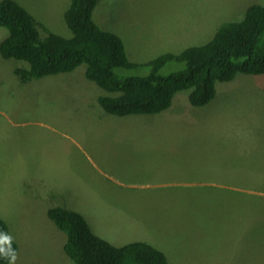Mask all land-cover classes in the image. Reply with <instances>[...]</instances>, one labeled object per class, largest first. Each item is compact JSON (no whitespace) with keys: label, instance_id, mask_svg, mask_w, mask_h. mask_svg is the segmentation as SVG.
I'll return each mask as SVG.
<instances>
[{"label":"rangeland","instance_id":"374dc122","mask_svg":"<svg viewBox=\"0 0 264 264\" xmlns=\"http://www.w3.org/2000/svg\"><path fill=\"white\" fill-rule=\"evenodd\" d=\"M15 1L42 35H71L70 0ZM251 4L264 0H100L92 18L138 63L123 74L144 75L147 61L208 41ZM7 33L0 27V41ZM18 65L0 56V218L18 246L15 264H70L65 234L46 214L55 205L113 245L151 243L170 264H264V73L218 82L201 107L183 91L160 113L118 117L97 103L104 93L83 64L24 84ZM180 68L171 61L160 72ZM221 189L247 209L218 200H227ZM212 201L217 222L199 210ZM220 225L233 234L220 236Z\"/></svg>","mask_w":264,"mask_h":264},{"label":"trees","instance_id":"16d2710c","mask_svg":"<svg viewBox=\"0 0 264 264\" xmlns=\"http://www.w3.org/2000/svg\"><path fill=\"white\" fill-rule=\"evenodd\" d=\"M99 1L70 0L63 17L71 35L63 36L48 29L42 35L38 21L25 7L15 0H0V27L8 32L0 41V56L26 63L13 69L20 83L71 72L83 64L85 77L104 93L97 95L99 106L106 113L123 117L167 110L176 94L183 91L189 106L201 107L214 98L218 82L231 81L238 73H264L263 5L247 6L239 20L221 23L202 44L185 47L178 53L164 52L147 61L145 64L150 66L147 74L125 75L123 70L138 63L129 60L117 34L103 30L93 20L92 11ZM171 61L181 64V68L161 73V68ZM214 192L226 195L227 200H218L234 201L247 209V203L244 206L245 201L238 199L240 194L236 199L232 196V189ZM205 205L199 210L208 212L211 221L217 222L223 216L214 201L207 208ZM260 208L257 217L264 219V209ZM46 214L65 234L62 248L70 264H170L165 253L151 243L133 241L120 246L109 243L75 210L55 205L48 207ZM219 230L220 236L233 234V230L228 232L222 225ZM0 231L9 234L1 218ZM12 248L17 253L18 246L13 240ZM0 264L8 261L0 258Z\"/></svg>","mask_w":264,"mask_h":264},{"label":"clouds","instance_id":"9594fccd","mask_svg":"<svg viewBox=\"0 0 264 264\" xmlns=\"http://www.w3.org/2000/svg\"><path fill=\"white\" fill-rule=\"evenodd\" d=\"M0 258L6 259L8 264H15L17 259L16 250L12 248L11 235L0 231Z\"/></svg>","mask_w":264,"mask_h":264},{"label":"crops","instance_id":"0c3cea01","mask_svg":"<svg viewBox=\"0 0 264 264\" xmlns=\"http://www.w3.org/2000/svg\"><path fill=\"white\" fill-rule=\"evenodd\" d=\"M127 57H128V55H127ZM18 66H21V65H18Z\"/></svg>","mask_w":264,"mask_h":264},{"label":"bare ground","instance_id":"6f19581e","mask_svg":"<svg viewBox=\"0 0 264 264\" xmlns=\"http://www.w3.org/2000/svg\"><path fill=\"white\" fill-rule=\"evenodd\" d=\"M241 91V90H240ZM239 92V91H238ZM238 96V95H237ZM76 153V152H75Z\"/></svg>","mask_w":264,"mask_h":264}]
</instances>
